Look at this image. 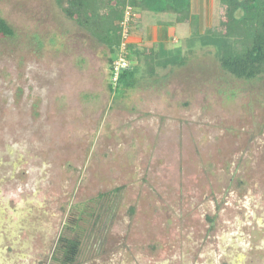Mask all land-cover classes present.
Instances as JSON below:
<instances>
[{
    "label": "rangeland",
    "instance_id": "1",
    "mask_svg": "<svg viewBox=\"0 0 264 264\" xmlns=\"http://www.w3.org/2000/svg\"><path fill=\"white\" fill-rule=\"evenodd\" d=\"M0 18V264H56L71 208L117 187L110 224L80 222L77 264H264V76L196 49L115 98L109 51L54 0H0Z\"/></svg>",
    "mask_w": 264,
    "mask_h": 264
},
{
    "label": "trees",
    "instance_id": "2",
    "mask_svg": "<svg viewBox=\"0 0 264 264\" xmlns=\"http://www.w3.org/2000/svg\"><path fill=\"white\" fill-rule=\"evenodd\" d=\"M218 2L221 6L218 24L201 30L198 15L191 11V0H54L63 16L105 46L110 54L109 65L116 57L121 39L120 21L127 6L134 16L142 12L168 14L175 24L187 25L189 35L179 47L169 48L165 41L142 50L128 45L131 69L121 73L116 87L109 80L108 90L115 98L137 88L143 73L152 79L158 70L184 66L196 49L210 48L220 68L235 79L251 81L264 76V0ZM13 35L12 28L0 18V37ZM134 57L136 64L132 65ZM122 190L123 187H117L99 193L71 208V216L65 221L52 254L56 264L78 263L81 246L78 232H82L83 217L92 218L95 226L110 224L118 213Z\"/></svg>",
    "mask_w": 264,
    "mask_h": 264
},
{
    "label": "crops",
    "instance_id": "3",
    "mask_svg": "<svg viewBox=\"0 0 264 264\" xmlns=\"http://www.w3.org/2000/svg\"><path fill=\"white\" fill-rule=\"evenodd\" d=\"M213 5V0H191V11L198 15L199 25H213L211 20ZM166 16L167 14H154L150 12L137 13L131 27L130 45L136 50H142L153 47V44L160 43L161 41L168 43L170 38L175 35L176 29L184 24H175L173 16ZM133 29L135 32H133ZM149 43L150 46L142 47V45L147 46ZM135 64V60H133L132 65Z\"/></svg>",
    "mask_w": 264,
    "mask_h": 264
},
{
    "label": "built area",
    "instance_id": "4",
    "mask_svg": "<svg viewBox=\"0 0 264 264\" xmlns=\"http://www.w3.org/2000/svg\"><path fill=\"white\" fill-rule=\"evenodd\" d=\"M134 17L132 8L127 6L123 18L120 21L121 39L116 52V57L110 65L109 80L113 87H116L121 73L131 69V62L128 59V45L130 44L131 23Z\"/></svg>",
    "mask_w": 264,
    "mask_h": 264
}]
</instances>
